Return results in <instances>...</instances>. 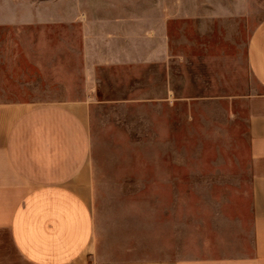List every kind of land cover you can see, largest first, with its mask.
Returning a JSON list of instances; mask_svg holds the SVG:
<instances>
[{
  "label": "crops",
  "instance_id": "1",
  "mask_svg": "<svg viewBox=\"0 0 264 264\" xmlns=\"http://www.w3.org/2000/svg\"><path fill=\"white\" fill-rule=\"evenodd\" d=\"M0 264H264V0H0Z\"/></svg>",
  "mask_w": 264,
  "mask_h": 264
},
{
  "label": "rangeland",
  "instance_id": "2",
  "mask_svg": "<svg viewBox=\"0 0 264 264\" xmlns=\"http://www.w3.org/2000/svg\"><path fill=\"white\" fill-rule=\"evenodd\" d=\"M219 181V180H213ZM210 183H212L210 181ZM249 188L247 184H212V185H200L197 187H190V199L198 198H213V197H228V196H243L246 195V191Z\"/></svg>",
  "mask_w": 264,
  "mask_h": 264
}]
</instances>
